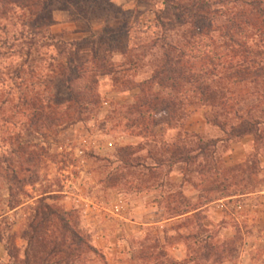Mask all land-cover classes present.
Listing matches in <instances>:
<instances>
[{
	"label": "rangeland",
	"instance_id": "1",
	"mask_svg": "<svg viewBox=\"0 0 264 264\" xmlns=\"http://www.w3.org/2000/svg\"><path fill=\"white\" fill-rule=\"evenodd\" d=\"M63 5H56L52 26L42 34L49 37L44 49L27 35L14 46L24 49L0 52L5 55L0 73L13 71L16 63L43 69L26 77L23 86L0 75V101L8 100L0 119L30 117L25 106V114L14 108L20 95L32 99L36 90L61 103L68 97L67 79L75 81L69 85L74 95H85L88 87L94 97L78 117L62 109L59 122L49 117L39 127L28 123L18 136L17 144L37 147L31 173L19 175L20 185L0 180V236L9 238L19 261L28 223L44 201L72 213V227L97 251L76 264H264V82L236 76L246 67L264 70V0L215 5L222 13L211 17V28L208 21L193 25L164 0ZM232 20L240 28L230 26L227 32L225 22ZM1 26L6 31L0 30V40L26 30L20 21H0ZM166 43L183 47L185 62L210 73L201 84L206 98L188 86L161 83L168 77ZM93 63L106 68L97 70ZM82 67L93 72L81 75ZM36 82L38 89L32 86ZM175 98L184 104L173 110L167 126L163 109ZM245 123H259V134L253 129L244 135ZM8 129L10 138L15 130L11 124ZM184 133L187 150L199 141L210 149L199 159L201 167L190 166V182L180 190L182 166H173L172 175L167 163L151 171L147 157L181 141ZM9 165L15 166V157ZM193 209L197 216L167 220ZM1 264H8L7 256Z\"/></svg>",
	"mask_w": 264,
	"mask_h": 264
},
{
	"label": "trees",
	"instance_id": "2",
	"mask_svg": "<svg viewBox=\"0 0 264 264\" xmlns=\"http://www.w3.org/2000/svg\"><path fill=\"white\" fill-rule=\"evenodd\" d=\"M101 0H0V21H4L6 23H13L16 21L21 22L22 28H26L25 31H19L14 33L11 37L7 34L4 39L0 40V52L10 50L13 53H17L20 50L24 49L15 48V44L19 42L22 43L25 36L28 35L30 40L32 41V45L38 47L39 49H44L46 45H42L43 42H47L49 37H46L42 34L46 32V30L52 26L53 23V12L58 10L57 4H64L63 8H76L80 5V3H92L97 4ZM219 1V2H218ZM165 3L173 6L175 9H178L179 13L185 18V20L189 21L193 25H200L203 22H209V26L211 28L214 25L213 20H211L212 16H219L220 13L218 10H213L215 5H222L225 0H217L216 3H211L209 0H164ZM182 2H186L182 4ZM70 10V9H66ZM221 15V14H220ZM226 31L229 32L230 26H237L240 28L239 23L232 21H226ZM247 24V23H245ZM15 28V26L13 27ZM0 30L5 32V27L1 26ZM209 30V29H208ZM227 36H229L227 34ZM232 41V40H231ZM233 42V41H232ZM57 43V42H56ZM29 43H27L28 45ZM23 46L26 43L22 44ZM69 45V44H68ZM29 46V45H28ZM53 48L56 49V45H52ZM169 50V54H166V67H168L165 72L168 77L166 80H162L165 82L163 84H170L173 86L172 88H185L188 86L193 89V94H198L201 97H205L206 93L201 89V84L205 83V81L209 80L210 73L209 72H201V67L198 69V64L193 63L189 60L184 61V51L183 47H177L172 44L166 43L164 46ZM163 46L161 48H164ZM34 48V47H33ZM26 55H30L31 51L27 48ZM243 50L245 52L248 51L247 47H244ZM60 52H57V55ZM4 54L0 53V57ZM5 56V55H4ZM52 62L54 59L52 58ZM93 62H96L95 60ZM96 68L103 69L105 65H96L97 63H93ZM53 66H49L52 68ZM10 68V67H8ZM95 68V67H94ZM6 69V68H5ZM77 69V68H76ZM81 75L87 76V74L93 72L92 70H86L84 67L80 68ZM43 71L42 67L36 69L30 65L28 67L24 63H16L13 71L8 73H0L1 76L7 77L12 83L18 82L20 86L26 84V77L32 74H35V71ZM252 68L246 67L237 71V77H251L253 79H261L262 83L264 82V70L258 69L252 71ZM158 72L153 76V79L158 78L160 75ZM67 73L62 71L60 76L62 78H66ZM72 78V76H69ZM203 76L205 77L203 78ZM77 80L80 78V75L77 76ZM206 81V82H207ZM73 82L72 79H67V90L68 97L61 101V103L56 102L53 98H44L42 94L36 90L35 95L32 99H27L25 96H19V102L15 106V110L18 112L23 111V107L30 109L33 113L30 114V117H3L0 119V145L2 143H6L7 148L6 151L1 150L0 147V180L9 181L12 184L20 185L22 183V179H19V175L22 173H31V165L36 161L35 150L37 147L32 145L25 144H17L18 136L28 127H39L43 124V122L47 121L49 117H52L53 120L59 122L62 120L61 116L57 114L59 110H65V112L70 111L71 114L78 117L82 111H87L88 106L93 103V95L90 88H85L87 92L82 96L74 95L73 90H71V85ZM95 83L92 81L91 85ZM34 88L39 87L38 83H33ZM161 86V84L159 85ZM170 86V85H169ZM208 89V88H206ZM190 93V90H186ZM205 91V90H204ZM206 98V97H205ZM163 112L169 115L167 119V126H171L170 122L172 121L173 110L176 107L183 106V100H178L175 98L171 100V102L166 101ZM206 102L210 104H214L212 100L206 99ZM8 104L7 97L3 98L0 101V113H2L1 109L6 107ZM189 104V103H188ZM74 105V106H73ZM148 104H145L147 106ZM187 105V104H186ZM184 105V106H186ZM143 106V107H145ZM150 106V105H149ZM227 106V105H225ZM141 108V107H139ZM139 110V109H138ZM253 110V109H251ZM251 110L248 111V114H251ZM261 117H264V107L262 106L260 109ZM252 115V114H251ZM250 115V117H252ZM67 117V116H65ZM9 120L11 122H9ZM13 127L15 130L14 133L11 134L10 138H8V133L10 134V130L8 129V125ZM258 126L259 123H245L244 125V135H249L254 132L253 129H256L255 134H259ZM26 127V128H25ZM25 128V129H24ZM17 131V132H16ZM183 139H178L177 143H173L171 145H167L162 148L159 153H148V161L152 164L148 165L147 168L149 170H157L159 167L164 164H168L169 170L172 169L175 165H181L180 169L183 176L184 185L189 184L188 175L191 173V167L198 165L201 167V163H199V159H204L206 151L210 149L208 145L203 144L201 141L198 142L197 146L193 150H187L186 144L184 141H188L187 133L183 134ZM240 136V135H239ZM238 136V137H239ZM197 139V137H195ZM17 146L15 147V145ZM14 145V146H13ZM213 147V146H211ZM9 150V151H7ZM194 154V155H191ZM163 155H167V161L165 159H161ZM10 157H15V166L9 165ZM164 162V163H163ZM132 169L134 168H146L143 165H131L129 166ZM199 167V168H200ZM214 168V166H213ZM199 174V172H198ZM200 175V174H199ZM220 175V173H218ZM174 184V183H173ZM173 187L175 185H172ZM181 190L180 185H177ZM171 187V186H170ZM171 190V188H170ZM16 204V202L14 203ZM20 205L19 203L17 204ZM9 206L11 209H15L16 206ZM198 209H193L190 212H182L179 215L172 216L167 220H174L182 216H197L199 214ZM2 215H0V219ZM72 213L63 212L60 209L52 208L51 206L44 203V201H39L38 205L34 209V215L28 223V233L26 234L27 248L25 249L23 259L19 261V256L14 252L15 247L11 246L9 242V238L6 239L0 236V243L3 244L6 256L8 258V264H76L77 259L81 258L82 255L87 254H97V251L89 244V242L83 238L75 229L72 227ZM189 237H187L188 239Z\"/></svg>",
	"mask_w": 264,
	"mask_h": 264
},
{
	"label": "crops",
	"instance_id": "3",
	"mask_svg": "<svg viewBox=\"0 0 264 264\" xmlns=\"http://www.w3.org/2000/svg\"><path fill=\"white\" fill-rule=\"evenodd\" d=\"M172 174H174V170H171V172H170L169 175H172ZM179 179H180V181H179V185H180V187H181V190L187 188V186L184 185V183H183V176H182L181 174H180V178H179ZM176 184H177V183H176ZM186 216H187V215H186ZM186 216L179 217L178 219L180 220L181 218H185ZM5 259H6V252H5V249H4L3 244L0 243V264H1L2 262H4Z\"/></svg>",
	"mask_w": 264,
	"mask_h": 264
}]
</instances>
